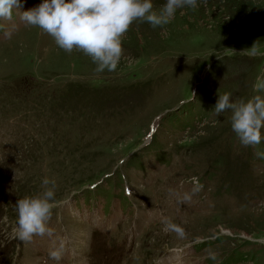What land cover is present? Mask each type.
<instances>
[{"label": "rangeland", "instance_id": "374dc122", "mask_svg": "<svg viewBox=\"0 0 264 264\" xmlns=\"http://www.w3.org/2000/svg\"><path fill=\"white\" fill-rule=\"evenodd\" d=\"M225 1L198 0L162 27L134 21L103 72L20 20L40 0L0 19V264H264V140L241 145L231 111L212 112L224 92L256 95L264 41L217 33ZM44 178L52 234L21 242L16 201ZM193 178L202 187L182 201Z\"/></svg>", "mask_w": 264, "mask_h": 264}, {"label": "clouds", "instance_id": "9594fccd", "mask_svg": "<svg viewBox=\"0 0 264 264\" xmlns=\"http://www.w3.org/2000/svg\"><path fill=\"white\" fill-rule=\"evenodd\" d=\"M22 0H0V19L11 20L13 11L21 7ZM198 0H165L157 11L152 0H40L26 11L19 12L20 20L28 26H36L52 37L55 45L71 53L82 51L96 65V72L114 71L122 56L121 37L136 20L147 22L153 28L170 23L178 9H195ZM252 55H257L256 49ZM256 95L247 100L233 101L230 92L219 94L212 112L216 117L231 111V129L243 146L260 145L264 136V75L257 76L252 85ZM256 156L264 159V151ZM43 190L34 196L16 201V239L31 242L34 236L51 235L48 226L55 199V182L44 178ZM202 185L193 178L191 193H184L182 201L200 191ZM168 229L178 236L184 235L182 227L172 222ZM64 251L61 242L49 250L50 259L59 261ZM209 258L216 260L215 253Z\"/></svg>", "mask_w": 264, "mask_h": 264}, {"label": "trees", "instance_id": "16d2710c", "mask_svg": "<svg viewBox=\"0 0 264 264\" xmlns=\"http://www.w3.org/2000/svg\"><path fill=\"white\" fill-rule=\"evenodd\" d=\"M231 14L227 21L217 23V33L237 37L242 33L264 41V3L254 0H226Z\"/></svg>", "mask_w": 264, "mask_h": 264}]
</instances>
